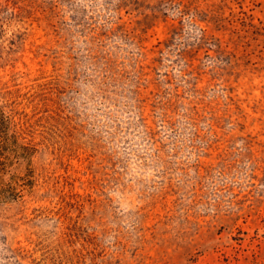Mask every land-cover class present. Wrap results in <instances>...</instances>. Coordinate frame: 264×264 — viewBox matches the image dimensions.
<instances>
[{
	"label": "rangeland",
	"instance_id": "rangeland-1",
	"mask_svg": "<svg viewBox=\"0 0 264 264\" xmlns=\"http://www.w3.org/2000/svg\"><path fill=\"white\" fill-rule=\"evenodd\" d=\"M0 106V264H264V0H0Z\"/></svg>",
	"mask_w": 264,
	"mask_h": 264
},
{
	"label": "trees",
	"instance_id": "trees-1",
	"mask_svg": "<svg viewBox=\"0 0 264 264\" xmlns=\"http://www.w3.org/2000/svg\"><path fill=\"white\" fill-rule=\"evenodd\" d=\"M37 152L18 131L14 117L0 106V205L19 202L32 192Z\"/></svg>",
	"mask_w": 264,
	"mask_h": 264
}]
</instances>
